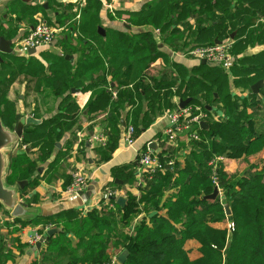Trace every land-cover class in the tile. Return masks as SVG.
<instances>
[{
    "label": "trees",
    "instance_id": "trees-1",
    "mask_svg": "<svg viewBox=\"0 0 264 264\" xmlns=\"http://www.w3.org/2000/svg\"><path fill=\"white\" fill-rule=\"evenodd\" d=\"M85 2H78L82 11L77 22V10L59 22L69 24V31L76 33L73 36L68 32L67 38L59 42L58 45L63 46L61 54H1L0 117L6 126L15 129L25 115L15 110L14 104L7 100V93H4L15 77L26 75L23 83L27 90L42 93L44 97L49 95L46 93L49 90L55 98H60L56 114L40 124L24 126L19 148L11 153L6 183L12 186L20 180L37 181L32 178L38 161L45 162L51 158L62 136L78 122L81 110L72 97L73 93L96 84L102 88L91 104L106 105L113 98L108 90L109 75L124 88L119 95L122 102L131 103L137 95L150 102L163 97L167 107L171 108L178 104L173 103V96L179 100L191 98L189 105H199L209 113V128L201 130L202 140L192 143L182 167L175 160L173 167L167 165L152 176L146 171L141 174L140 196L133 195L128 188L124 207L108 197L106 203L87 211L86 215L82 211L70 210L50 217L52 220L46 224L61 226L63 231L52 236L46 233L39 249L40 257L30 264H107L113 257L116 258L115 264H264V99L256 98L258 93L252 92L250 99L233 95L230 71L221 66L200 62L191 69L178 63H172L170 69L153 67L158 58H164V53L152 31L146 28L132 34L130 31L104 28L99 25L102 1ZM43 9L45 11L44 5L21 1L18 7L12 6L10 12L16 15L14 21H18V12H28L31 19L27 21L33 26L39 22L36 15ZM135 16L146 17L147 23L156 26L165 40L178 48L211 45L216 40L231 37L234 30H241L239 35H234L232 53L236 63L231 67L232 82L237 88L250 90L257 81H264V51L254 56L243 55V49L254 41H260L264 33V0H153L140 12L131 13V19ZM12 18L4 20L0 16V35L8 39L17 34V25L6 26L7 22L13 23ZM190 18L195 22L194 27ZM41 19L50 25L55 24L43 16ZM100 27L103 33L99 31ZM228 27L232 28L231 32L225 34ZM248 27L255 29L252 31ZM181 30L188 33L182 35L184 32ZM258 30L259 33L254 35ZM109 34L114 39L115 35L123 36L118 42L116 39L113 51ZM237 36L241 39L237 40ZM89 37L103 52L90 50L92 57L88 61H93L91 73L90 69L83 72L85 63L75 68L72 60L67 58L83 47ZM104 37L105 42L101 41ZM43 54H47L45 59L41 57ZM123 66L125 69L122 71ZM96 72L98 76H94ZM129 84L133 85L134 93L129 87L125 88ZM162 90L164 93L160 97ZM217 110L222 112L218 121L213 119ZM147 111L149 113V109ZM113 113L111 118L115 122L109 124V130L116 131L108 139L107 131L103 133L105 142L96 146L101 162L110 159L118 145L121 122ZM130 125L134 128L135 138L141 130L135 122ZM163 140L166 143V138ZM34 152H37V157H33ZM215 155L226 158L220 164L218 182L224 192L230 185L225 166L227 160L258 156V160L244 173L246 181L242 183L241 190L234 191L235 227L230 237L225 226H213L225 218L219 197L215 200L204 198L214 189L208 162ZM163 158L166 161L175 159L174 153L170 151ZM110 172L112 189L122 188L125 184L131 187L136 183L135 171L127 166L113 167ZM115 179L122 180V183L115 182ZM24 192H27V187L22 190ZM112 203L114 209L110 207ZM143 212L145 216L131 231L129 224ZM188 240L198 243L195 258L190 255L192 249L187 247ZM23 247H26L23 251L28 249L27 245ZM29 247L26 253L35 246ZM124 250L128 251V257L121 263L117 257ZM10 258L4 242L0 247V264H6Z\"/></svg>",
    "mask_w": 264,
    "mask_h": 264
},
{
    "label": "crops",
    "instance_id": "crops-1",
    "mask_svg": "<svg viewBox=\"0 0 264 264\" xmlns=\"http://www.w3.org/2000/svg\"><path fill=\"white\" fill-rule=\"evenodd\" d=\"M56 1L61 3L62 5L64 4L65 8H63L62 10H49L48 14L51 18L50 20L55 23L54 25L63 27V30L57 35L56 39L50 46L39 49L36 54H39L40 52H52L61 54L63 52V46H59V42L67 38L66 35L68 32L70 33V35H76L74 31H69V24H60L57 20H55V18H59V15L64 18V16L71 14V10L75 7L76 2L81 1V3L83 4L85 3V0ZM101 1L102 6L99 11V20L100 24L104 28L121 30L125 32L130 31L132 32V34L137 33L141 30H145L146 28L153 32L155 40L159 42V49H161V51L164 53V58H158V60L153 64V67L158 66L161 70H163L164 68L170 69L172 67V63H178L183 64L185 67L191 69L193 67H196L201 62L191 57H173L172 49L181 50L189 47L178 48L169 44L165 40V37L161 33V31L151 23H147V20L145 19L146 17L144 16H135L133 17V19H131V13L140 12L146 7V5H148V3L153 0ZM45 3L48 4V1L45 0L41 4L44 5ZM72 4H74L73 7L69 8V6H71ZM12 6L18 7V2L13 0ZM3 12L4 13L2 14V16L4 17V20H8L11 17H16V15L12 14L11 12ZM74 12L76 13V11ZM41 15V12L38 13L36 15V20H42ZM80 15L81 13L77 12L75 16L76 22L80 19ZM189 21L190 24L194 27V20L190 18ZM7 24H10L11 27L17 25V36L15 35V39H12L14 43L23 33L26 32L27 29L30 28V26H32L29 25V22L27 20L19 22L13 21V23L7 22ZM178 24L181 25V23ZM18 27L20 28L19 32ZM157 30L159 32H157ZM181 31L184 32L182 35H186V33H188V31ZM234 35H236V32H234L229 38H232L234 40ZM90 37L88 38L87 43L83 47L81 46L77 52L70 56H67V58H70L72 60L75 68L79 65H82V62L85 63V65H83V68L85 69H83V72H87V69H90V66L93 62L92 60L90 62L88 61L89 58L92 57V52L90 53V50H93V52L94 50H98L100 54H103V52L98 48V45L94 44L92 38ZM122 37L123 36L115 35L117 42L121 40ZM109 38L111 43L110 49L111 51H113L114 47L116 46V39H114V36L112 35L109 36ZM226 39L219 41L221 42ZM101 41L105 42L106 38L104 37L103 39H101ZM259 48L260 49H258L255 54L264 51V44L260 45ZM14 50L16 54L20 52L15 49V46ZM244 54L248 55L245 52L243 53V55ZM80 59H82V61ZM104 59H107V57H104ZM235 63L236 60L230 66L229 70H225L230 71V90H232L233 95H237L240 98L250 99V92L253 93L251 88L250 90L246 88H237L232 82L234 77L231 72V67L234 66ZM123 67L124 68H121L122 71L125 69V66ZM91 72L92 71L90 69V73ZM98 74L99 73L96 72L94 73V76H98ZM157 77L158 79H160V75H158ZM114 79L115 78L113 76H108V80L110 82H108V90L113 95V98L106 105L105 103L97 102L94 105L91 104L93 100L96 101L98 96L97 93L102 88L101 86H96V84H90L85 90L73 93L74 95L72 97L76 100L81 110L77 124L70 131L65 132L61 140L57 143L56 148L53 150L51 158H49L45 162L38 161L37 171L32 178L37 179V181H35V183H32V181L27 180V184L25 185V187H27V192L22 193V190H20L22 200L26 202L28 207L31 209L32 214L34 215L33 218L29 220L15 218L11 215L10 211L0 203V221L5 223V232L9 234V237L13 241L11 243L5 242L6 247L10 251L11 255V258L8 259L6 264H30L33 260L40 257V251L38 249H36L35 251H30V253L26 252L30 248L29 246H32L30 240L33 239L36 235L43 234L42 232L48 224H46V222L51 219L50 217H56V215H58L59 213H64L70 210L82 211V213L86 215L87 211L94 208H99L103 203H106V197L104 193L108 187L112 189L110 181L113 179V177L111 176L110 171L113 167L127 166L129 167V169L135 171L136 176V183L134 185H131V187L129 185L128 187L127 184H125L122 188H115L118 193L117 196H123L126 199L125 191L128 190V188H131L130 190L133 195H136L137 197L140 196L139 184L141 182V173L139 171V164L136 161L137 155L124 139L125 130L128 126H130V124H134V122L137 123V128L141 130L140 134L135 137V145L137 146V149L139 151L143 152L147 149H151L149 148V144L153 141L158 142V149H151L154 151V154L163 156L167 153H170L171 151L174 153V160H176L181 167L183 166L184 157L191 151L192 144H189L188 141L182 137L179 138L180 142L173 146L169 145L167 142L165 143V141L163 140V133L171 122L170 115L180 104L179 98L177 96L172 97L173 103L178 104L177 106L171 108L167 107L165 99L161 97L163 96L164 90L160 91L161 99H156V102H150V100L140 95L135 96V99L131 103L125 101L122 102V98L119 97V95L124 88L119 86L117 81H114ZM88 83H86V85ZM132 86L133 85L131 84L125 85V88L129 87L134 93L135 90ZM262 88L259 89L256 98L264 99V81ZM46 93L49 94L47 97L42 96L41 98H39V96H36V100L34 99L35 101L31 103L24 102L23 104H18V102H16V110L24 112V116L31 115L36 119H41L42 121H44L46 118L56 114L59 111L60 102V98H55V96L51 94L49 90H47ZM35 94L37 95L36 92ZM18 98L20 99L19 102L25 101V94L21 92L20 94H18ZM118 100H121V102H119ZM116 103L117 105L115 107ZM23 106H26V109L20 110V107L22 108ZM148 109L149 113L147 111ZM112 112H114L113 116H116L118 121L121 122L118 130V145L116 147V150L113 152L112 157L107 161L101 162L100 156L96 151V146L97 144H99V142L94 140V136L101 133H106L107 131L106 137L108 139V136L116 131L114 129L109 130V124L112 122L111 124L113 125V122H115L112 121L111 118ZM260 121L262 122L261 119ZM80 130L82 131V135L80 137L81 139L78 137V131ZM33 157H37V152H34ZM225 160L226 158L224 159V161ZM76 169L82 170L83 172L88 174L90 178L89 186H92L93 189L91 190L87 188V190L85 191H89L91 193L89 197L80 196L79 194H66L64 191L68 184L71 182L72 172ZM144 214V212L139 214L131 221V223L129 224V229L131 231L134 230V227L139 222L141 217L145 216ZM186 244L188 248L192 249V252L190 253L191 257L195 258L198 255V243L195 240H188ZM26 245L28 246V249L23 251L22 249L26 248L23 246Z\"/></svg>",
    "mask_w": 264,
    "mask_h": 264
},
{
    "label": "built area",
    "instance_id": "built-area-1",
    "mask_svg": "<svg viewBox=\"0 0 264 264\" xmlns=\"http://www.w3.org/2000/svg\"><path fill=\"white\" fill-rule=\"evenodd\" d=\"M35 25L30 26L29 29L23 33L18 40L14 43L15 49L20 51L19 53H24L29 55L28 49L35 48L38 51L41 48L50 46L57 35L63 30V27L57 25H50L43 20H38ZM157 32H159L157 30ZM234 40L232 38H227L219 43H214L205 46L189 47L181 50H173L172 56L178 58L191 57L199 61H205L206 63L221 66L224 70H229L230 66L236 60V57L232 53ZM222 118V112L217 110L213 115V119L218 121ZM210 119L209 113L199 105L188 104L185 107H178L170 115V125L165 129L163 137L166 138V142L169 145H175L180 142V137L185 138L188 143L192 144L202 140L201 130L202 127L200 123ZM208 123V122H207ZM82 131H78V137L80 138ZM134 128L133 126H128L125 130L124 139L128 145L135 151L137 157L136 161L139 164V171L143 174L145 171L149 175L155 174L158 170H164L168 165L170 167L174 166L175 160L171 159L169 161L164 160L163 156H158L154 154V151L147 149L146 151H139L135 145L134 138ZM94 140L103 144L106 137L101 133L94 136ZM81 139V138H80ZM25 148V146L23 145ZM225 157L223 155H215L208 162V166L211 168V181L214 187L217 186L219 189V199L222 198V189L219 187V168L221 167V162H223ZM71 182L68 184L64 190L66 194L78 195L80 192H85L90 185V178L88 174L82 170L76 169L72 172ZM105 197H111L116 200L118 193L115 189L107 188ZM113 209L115 205L112 203L110 205ZM55 227V224H48L43 234L36 235L30 240V243L35 246V243L44 239V235L47 230ZM230 229H233V225L230 224ZM116 258L113 257L111 262L107 264H115Z\"/></svg>",
    "mask_w": 264,
    "mask_h": 264
},
{
    "label": "water",
    "instance_id": "water-1",
    "mask_svg": "<svg viewBox=\"0 0 264 264\" xmlns=\"http://www.w3.org/2000/svg\"><path fill=\"white\" fill-rule=\"evenodd\" d=\"M3 0H0V2ZM44 7L47 8L48 4L45 3ZM99 31L103 33V29L100 27ZM220 41L216 40L215 43H219ZM14 42L12 39H8L3 35H0V60L2 53L12 54L14 53ZM29 54H36L35 48L28 49ZM205 61H202L204 63ZM263 86V80L257 81L252 85L251 89L253 93H258L259 89ZM191 98H187L185 100H180V107H185L189 104ZM43 121L41 119H36L31 115L23 116L17 123L15 129H11L4 124L2 118L0 117V203L10 211L11 215L15 218L29 220L33 218V214L31 209L28 207L27 203L22 200L20 190H23L25 185L27 184V180H20L17 182V185H8L6 183V177L9 173V166L11 161V153L18 150L20 141L22 139L24 133V126L26 124H40ZM202 129L206 130L209 128V124L206 121H202L200 123ZM158 142H151L149 144V148L153 150L158 149ZM115 182L121 183V180L115 179ZM88 189H93L92 186H89ZM90 192H80V196H90ZM219 197V189L217 186L214 187L213 192L207 196L205 199L215 200ZM117 203L124 207L126 204V199L123 196H118L116 198ZM229 213V212H228ZM63 229L61 227H53L47 230V235L52 236L58 232H62ZM43 240H40L36 243L35 247H33V251L36 249H40L43 243ZM128 257V251L124 250L121 252L117 259L124 263Z\"/></svg>",
    "mask_w": 264,
    "mask_h": 264
},
{
    "label": "rangeland",
    "instance_id": "rangeland-1",
    "mask_svg": "<svg viewBox=\"0 0 264 264\" xmlns=\"http://www.w3.org/2000/svg\"><path fill=\"white\" fill-rule=\"evenodd\" d=\"M21 1L23 3H27V4L38 3V4L42 5L41 3H43L45 0H40V1L39 0H18L19 3ZM46 1H48V7L45 8V11H44V9L41 11V14H42L41 16H43L44 18L51 19L49 14H48L49 10L54 11V10H62L63 8H65L64 4L63 5H57L56 3H58V2L56 0H46ZM89 1H91V0H89ZM12 3H13V0H3L0 2V16H2V14L4 13L3 11L10 12V10L12 9ZM73 5L74 4L69 6V8L73 7ZM76 10H77V12H80V13L82 11V9H80V7L78 6V2H76L75 7L72 8L71 11H72V13H75L74 11H76ZM64 17H66V16H64ZM12 19L14 21L15 18H12ZM29 19H31V18H30V15L28 12H24V13L18 12V22L24 21V20H29ZM55 20H57L58 22L61 23V21L63 20V17L61 15H59V18H55ZM0 22H1V20H0ZM9 25L10 24H6L7 27ZM99 25L102 26L101 24H99ZM19 29L20 28L18 27V32H19ZM231 29L232 28L228 27L225 34H227V32H229ZM248 29L253 31L255 28L248 27ZM234 32H236L239 35L241 33V30H234ZM215 33H217V32L215 31ZM257 33H259V30L254 35H256ZM240 37L237 36L236 39L240 40L241 39ZM13 39H15V38L13 37ZM262 44H264V33H263L260 41H254V43H252V44L248 45L246 48H244L243 52H245L248 55L254 56L255 52H257L258 49H260L259 46ZM46 55L47 54L41 55L42 59H45ZM48 56H50V55H48ZM25 78H26V75H19V76L15 77L14 81L11 83L7 92H4V93H7V100L14 104L15 110L17 109L16 102H18V104H20V103L23 104L24 102L31 103V102L36 100V98H35L36 96L37 97L39 96V98L42 97V93L41 94L37 93V95H36L34 91L33 92L31 90L28 91L25 88L24 83H23ZM29 87H31V86H29ZM21 92L23 94H25V101H23V102H19L20 99L18 98V94H20ZM25 109H26V106H23L22 108L20 107V110H25ZM262 152H264V149ZM20 159H22V157H20ZM257 160H258V156H250V157L249 156H240L238 158H233V159L228 160V162H226V164H225L226 170L228 172L229 179H230V185L228 186L227 190H225V192L222 190V198L220 200L221 208L223 210V214L225 215V218L223 221H216V223H214L213 226L218 227V228H222L225 226L227 231H228V237L231 236V234L233 233V229L235 227V225H234V222H235V204H234V200H233L234 191L239 192L241 190L242 183L244 181H246L244 173L249 169L251 164L255 163V161H257ZM262 168H263V166L261 168H258V169H262ZM15 185H17V183ZM230 224L233 225V229H230ZM5 230H6L5 223L0 221V247L4 244V242H7V243L13 242L12 239L9 237V234L6 233Z\"/></svg>",
    "mask_w": 264,
    "mask_h": 264
}]
</instances>
